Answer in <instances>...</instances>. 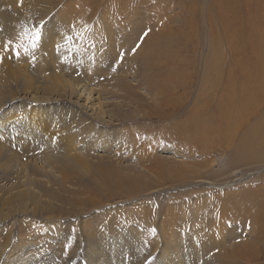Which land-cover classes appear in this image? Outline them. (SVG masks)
<instances>
[{
  "label": "rangeland",
  "instance_id": "374dc122",
  "mask_svg": "<svg viewBox=\"0 0 264 264\" xmlns=\"http://www.w3.org/2000/svg\"><path fill=\"white\" fill-rule=\"evenodd\" d=\"M0 57V264H264V108L184 120L256 73L264 0H0Z\"/></svg>",
  "mask_w": 264,
  "mask_h": 264
},
{
  "label": "bare ground",
  "instance_id": "6f19581e",
  "mask_svg": "<svg viewBox=\"0 0 264 264\" xmlns=\"http://www.w3.org/2000/svg\"><path fill=\"white\" fill-rule=\"evenodd\" d=\"M251 38L253 40V43H252L253 49L258 54V50H256V48H257V46H261L259 44L260 40L257 37H251ZM163 49L167 50V49H169V46H165V43H161L160 46H153L151 52L148 53V55L146 53L145 54L141 53V55L143 54L142 56L145 55V57H144V59L146 60L145 67L153 70V76L151 79L156 83L155 85H153L155 88H157L159 86L164 87V85H165V83H163L164 81L161 79L162 73L166 70L165 64L167 62V58H163L164 53L161 52ZM256 62H257L256 67L254 69V70H257L256 73H254V72L253 73H247L246 77L243 76L242 79H241V77H238L237 74H235V75L231 74L227 78V82L225 83V85H223V87L220 90V93H218V95H217V93H215V91H214V94H212L211 92L213 90L210 92L212 94L211 100L214 99L215 101L212 100V102L214 101L215 103L213 105H211V107H209L210 106L209 104H211L212 102H209L208 100H206L205 104L208 105L209 108L207 107V108H202V109L203 110L207 109V111H208L207 113L200 112L199 110L203 111L200 107H194V108L192 107V109H190V110H193V113L195 112L196 114H192V115L189 114L184 120L187 122H190L192 124L190 126L194 127V131L191 127H189V125H187L188 126L187 129H191L192 133L195 135H198V136H201V134H204V135L212 134V135L217 136L220 133L223 134L224 131H226V135H229L230 133H232L234 131V129H236V123H240L241 121H244L247 117L254 116V114L256 115L257 113H259L260 110H262V108H264L263 107L264 106V59L261 57V59L257 60ZM242 65H243V63H242ZM253 68H254V66H253ZM168 80H169L168 83H170V81H172V79L170 77H168ZM220 82H221L220 79L216 80L215 81V84H216L215 87H217L220 84ZM173 85H175V84L173 83ZM175 86H177V85H175ZM157 89H159V88H157ZM204 89H206L205 84L203 85V87L201 86V89H200L201 90L200 94L204 93L203 96L205 97L206 94L209 93L208 90H210V89H208L207 92ZM158 93L162 94V93H164V90L159 89ZM207 96H206V98H207ZM200 97H202V96H200ZM169 99H167V100H169ZM201 101H202V99H201ZM203 101H204V99H203ZM202 104H203V102H202ZM199 106H200V104H199ZM260 114L261 113H259L258 115H260ZM198 117H200V119ZM258 121H259V119H258ZM169 135H170V138L174 139L173 138V136H174L173 131H171ZM204 135H202V136H204ZM230 137H232V135H230ZM246 138H247V134H244L241 137V139H239L237 145L235 146V150H234L235 154L233 153V156H239V155L242 156L244 154H247L250 151L249 145L248 144L246 145ZM204 139H206V137ZM151 141H152V139H151ZM201 141H203V140H201ZM257 141H259V140H257ZM155 142H156V140H155ZM201 145H202V143H201ZM147 155H150V154H147ZM146 156H145V158H147ZM157 162H158L159 166L164 165V162H162L161 160L160 161L157 160ZM79 165H80V163H79ZM168 170H166V171H168ZM170 171L171 170H169V172ZM169 172L168 173L162 172V174L160 172L159 175L166 177V178H170L171 180H174L176 178L177 179L178 178H181V179L184 178L183 176L180 175L181 172H179V171L173 172V173H171V172L169 173ZM123 176H119L118 183L116 182L117 184L120 183V185H121L122 183H126L134 192H138L141 189L140 183L143 182V174H141L139 176L135 175L133 177H130L128 175L125 176V174ZM117 179H116V181H117ZM125 188H127V187H125ZM127 190H128V188H127ZM129 193H131V190L129 191Z\"/></svg>",
  "mask_w": 264,
  "mask_h": 264
},
{
  "label": "snow or ice",
  "instance_id": "6c2138e0",
  "mask_svg": "<svg viewBox=\"0 0 264 264\" xmlns=\"http://www.w3.org/2000/svg\"><path fill=\"white\" fill-rule=\"evenodd\" d=\"M35 35H37V34H34V37H35ZM145 35H146V34H145ZM8 47H9V45L6 44V45H5V48L7 49ZM18 49H19V46H18V45H17L15 48H13V49H12L13 54H15V55L18 56V55H19V50H18ZM133 51H135V49H133ZM0 58H2V57H0Z\"/></svg>",
  "mask_w": 264,
  "mask_h": 264
}]
</instances>
